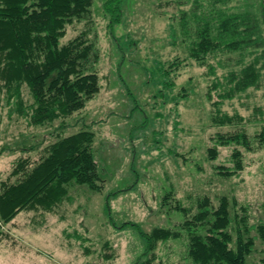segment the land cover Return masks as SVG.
I'll return each instance as SVG.
<instances>
[{"label": "rangeland", "instance_id": "1", "mask_svg": "<svg viewBox=\"0 0 264 264\" xmlns=\"http://www.w3.org/2000/svg\"><path fill=\"white\" fill-rule=\"evenodd\" d=\"M103 2L93 0L90 12L67 26L61 39L83 34L98 53L92 69L100 90L84 109L52 125L30 126L0 104V184L16 180L10 173L19 159L36 162L57 138L84 129L94 134L103 191L72 186L52 212L31 209L0 222V264H133L145 242L135 228L120 226L135 224L145 233L175 229L184 220L175 202L194 213L204 197L214 206L226 197L234 210L247 207L252 226L264 218V148L244 153L243 170L231 178L217 175L215 167L231 165L232 149L218 147L215 161L207 154L214 146L210 137L234 129L212 123L214 103L229 86V75L239 76L249 63L259 73L256 86L223 100L219 109L242 117L236 127L249 135L264 127V43L211 55L201 66L188 54L204 21L230 13L258 16L259 0H125L113 38ZM23 98L30 103L26 88ZM250 235L255 244L246 263L264 264V241L255 230ZM186 242L181 237L158 243L155 262L189 264Z\"/></svg>", "mask_w": 264, "mask_h": 264}, {"label": "trees", "instance_id": "2", "mask_svg": "<svg viewBox=\"0 0 264 264\" xmlns=\"http://www.w3.org/2000/svg\"><path fill=\"white\" fill-rule=\"evenodd\" d=\"M124 1L104 0L102 5L112 38L113 28L120 22ZM92 2L0 0V104L9 113L15 112L24 118L28 125L48 126L67 119L84 109L99 92L100 79L92 69L98 57L93 44L83 34L61 43L67 26L84 19ZM259 4L258 16L230 13L204 21L190 43L189 58L201 66L207 64L206 59L211 55L243 53L262 46L264 0H259ZM180 25L182 31L186 30L185 20H181ZM258 74L253 63L242 68L239 76L230 74V87L226 86L218 96L220 100L214 103L212 123L217 127H234L210 137L214 146L207 150L208 159L215 161L218 147L232 149L231 165L215 167L217 175L223 178H231L243 170L244 153L264 148V127L249 135L245 129L236 127L243 121L242 117L229 116L219 109L223 100H230L256 86ZM218 86V83L213 84L215 89ZM24 88L30 98L27 104L23 98ZM93 141L94 134L83 129L57 138L36 162L19 159L10 173L16 180L0 184V222L7 224L20 212L31 209L50 213L68 199L72 186H85L92 192L101 193L103 187L92 153ZM167 199L168 196L163 199L164 205ZM172 206L184 216L175 229L154 227L150 233H145L135 224L120 226L135 228L145 242L143 252L133 264H157L152 253L157 244L181 237H186L189 264H247L246 258L255 244L251 231L255 230L257 237L264 241V218L252 226L247 207L234 210L226 197L218 198L217 206L204 197L198 201L194 213L178 202ZM262 208L264 210V204Z\"/></svg>", "mask_w": 264, "mask_h": 264}]
</instances>
